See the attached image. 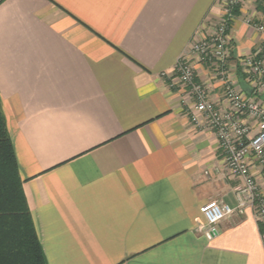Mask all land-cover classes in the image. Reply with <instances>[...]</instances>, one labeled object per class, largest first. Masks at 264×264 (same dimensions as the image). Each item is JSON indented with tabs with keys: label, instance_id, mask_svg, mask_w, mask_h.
<instances>
[{
	"label": "crops",
	"instance_id": "0c3cea01",
	"mask_svg": "<svg viewBox=\"0 0 264 264\" xmlns=\"http://www.w3.org/2000/svg\"><path fill=\"white\" fill-rule=\"evenodd\" d=\"M227 1L0 0L1 109L46 264H264L250 212L204 238V209L235 208L240 181L169 85ZM249 18L264 26V0L238 8L233 64L264 43Z\"/></svg>",
	"mask_w": 264,
	"mask_h": 264
},
{
	"label": "built area",
	"instance_id": "2783aa9c",
	"mask_svg": "<svg viewBox=\"0 0 264 264\" xmlns=\"http://www.w3.org/2000/svg\"><path fill=\"white\" fill-rule=\"evenodd\" d=\"M241 3L242 0L225 3L219 22L178 57L167 80L170 88L181 90L180 104L190 121L213 133L227 171L240 181L234 193L235 208L214 201L204 209V238L211 240L216 235V226L226 218L250 212L264 246V43L254 54L241 57L234 64L231 62L229 31L234 11ZM244 22L264 34V26L250 18ZM193 60L209 71L212 86L207 80L198 79ZM237 69L249 86L248 94L234 80ZM213 83L222 91L220 104L209 97Z\"/></svg>",
	"mask_w": 264,
	"mask_h": 264
},
{
	"label": "trees",
	"instance_id": "16d2710c",
	"mask_svg": "<svg viewBox=\"0 0 264 264\" xmlns=\"http://www.w3.org/2000/svg\"><path fill=\"white\" fill-rule=\"evenodd\" d=\"M238 9L234 11L235 15ZM0 264H46L21 189L0 101Z\"/></svg>",
	"mask_w": 264,
	"mask_h": 264
},
{
	"label": "rangeland",
	"instance_id": "374dc122",
	"mask_svg": "<svg viewBox=\"0 0 264 264\" xmlns=\"http://www.w3.org/2000/svg\"><path fill=\"white\" fill-rule=\"evenodd\" d=\"M252 22L255 23L256 21L252 19ZM245 81H246V80H245ZM219 93H220V95H222V91H220ZM262 99H264V96L262 97Z\"/></svg>",
	"mask_w": 264,
	"mask_h": 264
}]
</instances>
